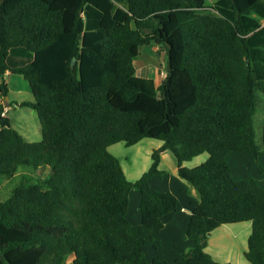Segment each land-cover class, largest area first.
Listing matches in <instances>:
<instances>
[{"label":"trees","instance_id":"trees-1","mask_svg":"<svg viewBox=\"0 0 264 264\" xmlns=\"http://www.w3.org/2000/svg\"><path fill=\"white\" fill-rule=\"evenodd\" d=\"M264 0H0V92L7 72L28 80L40 140H28L0 105V176L22 165H49L46 178L23 177L0 200V264H231L206 250L225 223L251 221L245 257L264 264V185L233 175L229 154H250L264 170L253 116L264 91ZM164 43L160 84L137 75L144 44ZM144 137L163 144L152 164L128 179L109 146ZM197 190L185 237L194 245L174 260L156 246L165 216L179 208L155 188L162 152ZM207 151L202 163L190 160ZM138 188L141 221L129 218Z\"/></svg>","mask_w":264,"mask_h":264},{"label":"rangeland","instance_id":"rangeland-1","mask_svg":"<svg viewBox=\"0 0 264 264\" xmlns=\"http://www.w3.org/2000/svg\"><path fill=\"white\" fill-rule=\"evenodd\" d=\"M121 5L127 7V0H116ZM216 0H207L209 4L214 3ZM264 22V21H263ZM135 66L137 69L136 74L141 76H149L154 78L156 83L162 81V77L166 74L168 69V52L167 46L164 43H150L144 44L140 47V52L135 58ZM4 80L8 83L9 92L8 95L3 96L0 92V105H6L7 111L5 115H8L11 119L12 125L17 128L28 140L36 141L42 138V128L41 123L37 114V111L29 106H21L19 103L23 100H33L34 95L31 90L28 80L24 78L23 75L19 73H8L4 75ZM257 94V107L255 114L253 116L254 129H255V140L257 147L260 151H264V91L258 89ZM8 96V97H7ZM6 98V99H5ZM162 140L153 137H144L139 142L133 145H127L124 141H119L109 146V151L117 156L121 162V165L129 180L135 181L138 179L143 172L149 169L152 164V152L154 149L158 148L162 144ZM165 154L161 158L160 169L163 170L161 175H154L150 182L158 189H166L174 192L180 204L191 200V202H197L199 200V195L195 187L186 179L179 176L177 172V158L174 153L166 149ZM235 153L245 154L244 152L233 151L230 156V164L232 166L233 175L245 178V177H261V171L257 165L256 160L249 154L250 159L242 164L239 160L234 158ZM163 154V153H162ZM209 157L207 151L194 156L190 160H185L184 165L192 167L204 162ZM260 161L264 164V154L260 155ZM49 172L45 175L44 171L39 168H34L33 166L22 165L19 167L15 175L11 177L0 176V200L7 199L15 186L22 182L23 177L32 178H45L50 174ZM264 179V177H263ZM262 180V182H264ZM184 185V187H182ZM195 191V196L190 192ZM140 191L138 188L133 187L130 191V204L128 214L133 216L134 213H140L139 202H140ZM197 199V200H194ZM247 220L243 223H249ZM222 225H231L234 229H240V222L225 223ZM185 229V230H184ZM242 231V229H241ZM186 228L183 226L177 229V236L179 239H184ZM242 239V236H240ZM163 243H158L160 245L161 254L164 253L169 259L174 260L176 256L169 254V249L176 251L174 246L171 245L167 240L163 239ZM178 241V245L186 251L190 248V245ZM232 241H235V246L238 247L235 238L231 237ZM218 240H213L212 245H215ZM242 242V241H241ZM156 246H159V245ZM179 246L176 249L179 250ZM168 250V252H167ZM155 252L152 246L147 248V255ZM163 255V256H164ZM246 259V258H245ZM221 260H224L223 258ZM223 262V261H222ZM71 264V261L67 262Z\"/></svg>","mask_w":264,"mask_h":264},{"label":"crops","instance_id":"crops-1","mask_svg":"<svg viewBox=\"0 0 264 264\" xmlns=\"http://www.w3.org/2000/svg\"><path fill=\"white\" fill-rule=\"evenodd\" d=\"M8 73H10V72H7L6 74H8ZM164 76L162 77V79L164 78ZM1 80H2V77H0V81ZM160 83H156V84L158 85ZM4 107H5L4 109L8 113L6 105ZM162 144H163V142H162ZM162 153H163L162 154V157H163V155L165 154V151H163ZM230 156H231V153L228 156L229 160H230ZM233 156H234V158L239 160L242 164H244L245 161H248L250 159L249 154H247V153H245L244 155L239 154V153H235V155H233ZM262 165L264 167L263 162H262ZM39 169L44 171L45 175L49 172V170L51 171L49 165H44V166L40 167ZM176 169L178 172V166ZM261 173H262L261 177H255V178L262 185H264V182H262V180H261L264 177V170L261 171ZM50 174H51V172H50ZM49 175H47L46 177H48ZM235 177H237V176H235ZM237 178H240V177H237ZM263 181H264V179H263ZM182 187H184V185H182ZM190 192L193 194V196H195V191L190 190ZM194 200H197V199L194 198ZM195 203L196 202H191V200H188L187 202H183L181 204L179 202V208L175 212H172L171 214L165 216V218H164L165 226L157 236L156 245L158 243L159 244L163 243L164 242L163 239L167 240L171 245L174 246V249L176 250V251H174L171 248L169 249V252L167 250V252L169 254L173 253V256L177 255V257H178L182 252H184L183 248L181 246H179L177 243L178 241L182 240V239L178 238L179 235L177 236V229H180V226H181V228L183 226L185 228H187L188 220H189L190 214L192 212V207ZM129 218L131 219V221L133 223H139L141 221L140 213H138V214L134 213V215L133 216L130 215ZM243 222H246V221L240 222L241 223L240 229H234L231 227V225H220L216 229H214L210 233L209 242H208V246L206 247V250L209 251L214 256L215 259H217L221 262L222 261L223 262H230L231 264H251V262L245 257L244 252L248 247V237L252 231V222L251 221L249 223H243ZM241 229H242V231H241ZM240 236H242V239H240ZM231 237L235 238L236 241H239V243H237L238 247L235 246V241H232ZM213 240H218V242H216V244H215V245H218L217 247H214L212 245ZM182 242L183 243L188 242V245H190V247L192 245H194V239L193 238L184 237ZM176 246L177 247L179 246V250L176 249ZM148 247L149 246L146 247V252H147ZM152 248L155 252L151 253L150 254L151 256L147 255L149 259L154 257L157 254H161L160 245L159 246H152ZM161 255H164V253ZM165 257L167 259H169L167 256H165ZM222 258L224 260H221ZM169 260H171V259H169Z\"/></svg>","mask_w":264,"mask_h":264},{"label":"built area","instance_id":"built-area-1","mask_svg":"<svg viewBox=\"0 0 264 264\" xmlns=\"http://www.w3.org/2000/svg\"><path fill=\"white\" fill-rule=\"evenodd\" d=\"M2 114L5 115L6 114V111H3Z\"/></svg>","mask_w":264,"mask_h":264},{"label":"water","instance_id":"water-1","mask_svg":"<svg viewBox=\"0 0 264 264\" xmlns=\"http://www.w3.org/2000/svg\"><path fill=\"white\" fill-rule=\"evenodd\" d=\"M8 97V96H7Z\"/></svg>","mask_w":264,"mask_h":264}]
</instances>
